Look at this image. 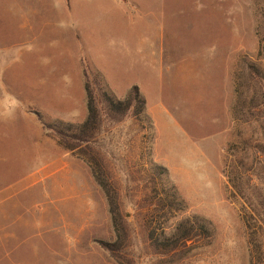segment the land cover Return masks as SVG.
<instances>
[{
  "label": "rangeland",
  "instance_id": "rangeland-1",
  "mask_svg": "<svg viewBox=\"0 0 264 264\" xmlns=\"http://www.w3.org/2000/svg\"><path fill=\"white\" fill-rule=\"evenodd\" d=\"M262 59L264 0H0V264H119L101 245L115 232L86 145L66 150L39 118L81 125L87 80L121 100L138 86L152 122L150 131L101 114L85 150L117 190L130 235L122 262L250 264L249 230L223 172L236 73ZM153 166L184 203L168 224L199 216L215 231L178 262L150 247L146 225L167 221L148 198Z\"/></svg>",
  "mask_w": 264,
  "mask_h": 264
},
{
  "label": "trees",
  "instance_id": "trees-1",
  "mask_svg": "<svg viewBox=\"0 0 264 264\" xmlns=\"http://www.w3.org/2000/svg\"><path fill=\"white\" fill-rule=\"evenodd\" d=\"M236 81L237 103L234 118L237 127L235 140L227 149L223 174L227 180L229 199L240 205L249 230L250 264H264V59L260 62L241 61ZM85 90L87 118L81 125L52 124L44 122L40 116L39 118L45 131L61 138L66 150L76 151L83 144L86 145L81 152L88 156L87 164L107 198L115 232L112 243L101 245L119 259V264H124L123 253L130 235L118 202L117 190L108 178H105V169L100 160L93 153L89 156L85 150L93 152L92 145L100 129L101 114H105L116 124L127 118L138 120L148 124L146 130L150 131L152 122L147 115V101L138 86L132 87L122 100L118 99L107 86L99 88L96 92L89 80L86 82ZM253 124H256L254 128ZM247 129H250L249 134ZM151 169L153 175L148 177L147 181L150 189L148 198L150 202L153 200L156 202L152 211L162 213L167 221L156 223L158 226L155 227L153 222L146 225L150 247L162 261L169 258L178 262L184 257V253L180 251L183 252L189 243L208 246L214 238L215 231L208 220L199 216L176 220L169 225V221L175 218L177 213L185 210L184 203L177 192L167 187L166 170L157 166ZM162 182L163 184H160Z\"/></svg>",
  "mask_w": 264,
  "mask_h": 264
}]
</instances>
